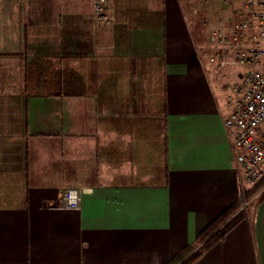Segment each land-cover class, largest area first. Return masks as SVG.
I'll use <instances>...</instances> for the list:
<instances>
[{
	"label": "crops",
	"instance_id": "obj_1",
	"mask_svg": "<svg viewBox=\"0 0 264 264\" xmlns=\"http://www.w3.org/2000/svg\"><path fill=\"white\" fill-rule=\"evenodd\" d=\"M195 1L0 0V264H168L238 200ZM195 264H264V200Z\"/></svg>",
	"mask_w": 264,
	"mask_h": 264
},
{
	"label": "built area",
	"instance_id": "obj_2",
	"mask_svg": "<svg viewBox=\"0 0 264 264\" xmlns=\"http://www.w3.org/2000/svg\"><path fill=\"white\" fill-rule=\"evenodd\" d=\"M201 20L217 68L244 67L222 82L228 115L224 128L232 143L243 188L264 180V0H196L189 9ZM91 23L96 29L115 25L113 0H92ZM91 189H69L60 204L46 208L79 209Z\"/></svg>",
	"mask_w": 264,
	"mask_h": 264
},
{
	"label": "trees",
	"instance_id": "obj_3",
	"mask_svg": "<svg viewBox=\"0 0 264 264\" xmlns=\"http://www.w3.org/2000/svg\"><path fill=\"white\" fill-rule=\"evenodd\" d=\"M27 80V76L25 77ZM264 200V180L256 186L243 188L238 200L208 224L195 241L179 251L168 264H195L214 245L247 217L246 209L255 208Z\"/></svg>",
	"mask_w": 264,
	"mask_h": 264
},
{
	"label": "rangeland",
	"instance_id": "obj_4",
	"mask_svg": "<svg viewBox=\"0 0 264 264\" xmlns=\"http://www.w3.org/2000/svg\"><path fill=\"white\" fill-rule=\"evenodd\" d=\"M190 27H191V32H192V37H198L201 40V43H205L206 45H209L208 41H207V36L205 34L206 28L202 25L201 20L197 19V18H192V20L189 22ZM208 60V58H207ZM212 65V64H211ZM214 67V65H212ZM229 68V67H228ZM232 70L233 73H238V72H242L243 70H245L244 67H239V66H232ZM156 150L158 155H160V152L162 150V141H161V137L159 139V137H156ZM252 207H248L246 209V213L249 215L252 212Z\"/></svg>",
	"mask_w": 264,
	"mask_h": 264
}]
</instances>
